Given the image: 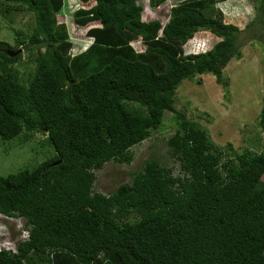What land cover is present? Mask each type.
Returning a JSON list of instances; mask_svg holds the SVG:
<instances>
[{
	"label": "trees",
	"instance_id": "obj_1",
	"mask_svg": "<svg viewBox=\"0 0 264 264\" xmlns=\"http://www.w3.org/2000/svg\"><path fill=\"white\" fill-rule=\"evenodd\" d=\"M169 1L162 24L143 21L138 0H78L73 21L91 43L72 54L59 23L64 0H0L2 16L34 15L29 36L13 30L15 47L0 42V139L42 133L55 152L0 176V215L22 218L27 232L14 251L0 248V264H264V145L222 148L174 107L184 81L202 85L209 75L227 86L226 67L242 57L240 36L264 26V0H253L243 29L225 22L217 4L227 0L148 5ZM201 32L217 41L184 54ZM18 45L35 65L27 83L15 68L22 52L7 54ZM166 112L178 172L150 159L131 183L94 191L95 171L131 163V149L162 130ZM258 124L264 135V110Z\"/></svg>",
	"mask_w": 264,
	"mask_h": 264
},
{
	"label": "rangeland",
	"instance_id": "obj_2",
	"mask_svg": "<svg viewBox=\"0 0 264 264\" xmlns=\"http://www.w3.org/2000/svg\"><path fill=\"white\" fill-rule=\"evenodd\" d=\"M138 2L143 7V21L158 20L162 24L167 22L169 9L174 4L169 1L151 8L148 0ZM80 4L78 0H64L59 14V23L65 25L72 43V54L84 52L91 43L86 36L87 29L79 27L73 21V12ZM217 6L223 12L225 22L234 24L239 29H243L254 19L253 0H227L218 2ZM33 27V14L12 12L9 16L0 15V42L15 47L13 30L29 36ZM216 41L217 39L207 33H197L185 44L184 54L209 49ZM239 45L241 59L230 61L224 71V76L228 78L227 86L215 83L214 78L209 75L203 76L202 85L195 81H184L176 91L174 104L178 112L181 111L188 119L207 128L214 143L222 148L231 144L237 152L250 146L248 142H256L258 139L259 149L264 145V135L258 124L260 113L264 110V26L256 23L253 31L246 29L240 36ZM133 46L137 51L144 49L140 42H134ZM17 48L23 49V46L18 45ZM15 68L20 81L27 83L35 65L26 51L21 53V61ZM172 118V113L166 112L162 130L153 132L147 140L131 149V163L108 162L95 171L94 191L110 194L119 185L131 183L135 173L150 159L159 160L172 169L176 168L174 172L177 173L178 165L169 156L166 147L167 138L176 129ZM54 153L46 135L42 133L33 137L20 136L9 141L0 139V176L16 174L23 169L31 170L50 159ZM23 226L22 218L8 219L0 215V248L15 247L19 240L24 239Z\"/></svg>",
	"mask_w": 264,
	"mask_h": 264
},
{
	"label": "water",
	"instance_id": "obj_3",
	"mask_svg": "<svg viewBox=\"0 0 264 264\" xmlns=\"http://www.w3.org/2000/svg\"><path fill=\"white\" fill-rule=\"evenodd\" d=\"M22 52L21 49H18L16 52H7V54L10 56V57H14L18 54H20Z\"/></svg>",
	"mask_w": 264,
	"mask_h": 264
},
{
	"label": "clouds",
	"instance_id": "obj_4",
	"mask_svg": "<svg viewBox=\"0 0 264 264\" xmlns=\"http://www.w3.org/2000/svg\"><path fill=\"white\" fill-rule=\"evenodd\" d=\"M22 236L25 238V237H27V232L25 231V232H23V234H22ZM3 249V248H2ZM5 250H11V251H14L15 250V247H7V248H4Z\"/></svg>",
	"mask_w": 264,
	"mask_h": 264
}]
</instances>
